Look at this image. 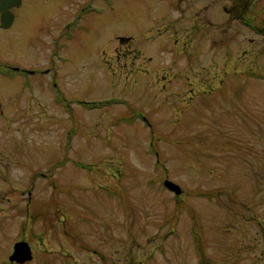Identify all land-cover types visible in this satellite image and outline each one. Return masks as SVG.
Listing matches in <instances>:
<instances>
[{
  "label": "rangeland",
  "instance_id": "rangeland-1",
  "mask_svg": "<svg viewBox=\"0 0 264 264\" xmlns=\"http://www.w3.org/2000/svg\"><path fill=\"white\" fill-rule=\"evenodd\" d=\"M12 11L0 264L18 240L23 264H264V0Z\"/></svg>",
  "mask_w": 264,
  "mask_h": 264
},
{
  "label": "water",
  "instance_id": "water-1",
  "mask_svg": "<svg viewBox=\"0 0 264 264\" xmlns=\"http://www.w3.org/2000/svg\"><path fill=\"white\" fill-rule=\"evenodd\" d=\"M22 0H0V24L1 27H8L12 23L14 14L12 12L13 7H18L21 5ZM163 185L174 192L175 194H180L181 189L175 182L164 179ZM32 259V250L30 245L25 240H18L14 242L12 246V251L9 255L10 261H15L17 263H23Z\"/></svg>",
  "mask_w": 264,
  "mask_h": 264
},
{
  "label": "trees",
  "instance_id": "trees-1",
  "mask_svg": "<svg viewBox=\"0 0 264 264\" xmlns=\"http://www.w3.org/2000/svg\"><path fill=\"white\" fill-rule=\"evenodd\" d=\"M243 23H246L247 25H249L250 23L246 22V20L244 19V17L241 19ZM174 211V210H173ZM174 212L169 213V215L166 217V220L164 222H170V229L173 228V224H174V220H175V216H173ZM198 237L195 236V240H197ZM203 254V253H202ZM206 262V261H205ZM205 262L203 264H205ZM140 263L143 264V261H140ZM200 263V262H199ZM202 264V263H200Z\"/></svg>",
  "mask_w": 264,
  "mask_h": 264
},
{
  "label": "flooded vegetation",
  "instance_id": "flooded-vegetation-1",
  "mask_svg": "<svg viewBox=\"0 0 264 264\" xmlns=\"http://www.w3.org/2000/svg\"><path fill=\"white\" fill-rule=\"evenodd\" d=\"M224 10H225V12L226 13H229V9L228 8H226V7H224ZM1 28V27H0ZM1 29H3V28H1ZM17 70V69H16ZM28 70V71H27ZM22 69V72H28V73H30V74H32L33 72H30V71H33V70H31V69ZM48 70L49 69H46V70H44L45 72H48ZM9 262V264H17L16 262H11V261H8Z\"/></svg>",
  "mask_w": 264,
  "mask_h": 264
}]
</instances>
